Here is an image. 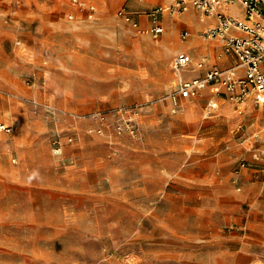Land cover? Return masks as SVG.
I'll return each instance as SVG.
<instances>
[{"label":"rangeland","instance_id":"obj_1","mask_svg":"<svg viewBox=\"0 0 264 264\" xmlns=\"http://www.w3.org/2000/svg\"><path fill=\"white\" fill-rule=\"evenodd\" d=\"M73 1L0 0V264H264V108L180 97L168 0Z\"/></svg>","mask_w":264,"mask_h":264},{"label":"built area","instance_id":"obj_2","mask_svg":"<svg viewBox=\"0 0 264 264\" xmlns=\"http://www.w3.org/2000/svg\"><path fill=\"white\" fill-rule=\"evenodd\" d=\"M80 9H87L82 0H74ZM191 10L197 12L203 24L200 37L203 41L219 40L225 54L236 58V63L228 68L216 64L209 65V57L195 60L186 51H181L172 60V69L178 79V94L182 98H196L205 90L216 96L225 95L239 105L252 100L264 107V0H171L166 4H156L146 13L148 27L145 31L158 38L164 30L163 18L182 15ZM94 15L95 8L89 9ZM133 26L141 23L130 15L125 16ZM191 33L183 32L182 38L188 39ZM200 77H189L194 69L206 68ZM217 108L216 101L206 107L208 114ZM130 111V110H128ZM125 126L135 133L134 112H128ZM1 129L11 132V127L2 124ZM122 130V125L118 126ZM245 165V163H243Z\"/></svg>","mask_w":264,"mask_h":264},{"label":"crops","instance_id":"obj_3","mask_svg":"<svg viewBox=\"0 0 264 264\" xmlns=\"http://www.w3.org/2000/svg\"><path fill=\"white\" fill-rule=\"evenodd\" d=\"M170 1L171 0H168V2H170ZM188 13L189 14L186 18L187 23H189L188 25L191 27H194V28L197 27L198 29L201 30L203 28V24L199 21H197V23H196V20H198L197 12L195 10H191ZM163 20H164V18H163ZM163 24H164V22H163ZM165 24H164V26H165ZM199 34H200V32H199ZM199 38L202 42L207 43V46H206V49L198 57L196 56L194 49L191 47L186 48L185 50H182V51L189 52L194 57L195 60L200 59L202 56H208L209 57V65L216 64L221 68H228V67L233 66L236 63V58L233 55L224 53L221 41L216 40V39L210 40V41H203L202 38L200 37V35H199ZM211 41H213V43H210ZM206 69H207V67L204 69H194L189 74L190 75L189 77L203 76L205 74ZM215 99H216V97L213 96L212 100H215ZM250 102H253V101L249 100L247 103H250Z\"/></svg>","mask_w":264,"mask_h":264},{"label":"bare ground","instance_id":"obj_4","mask_svg":"<svg viewBox=\"0 0 264 264\" xmlns=\"http://www.w3.org/2000/svg\"><path fill=\"white\" fill-rule=\"evenodd\" d=\"M219 107V106H218Z\"/></svg>","mask_w":264,"mask_h":264}]
</instances>
